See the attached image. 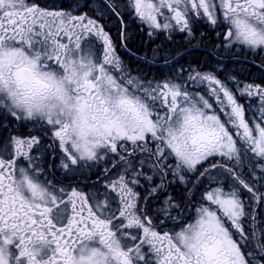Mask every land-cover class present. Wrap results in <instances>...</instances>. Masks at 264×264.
Listing matches in <instances>:
<instances>
[{
  "label": "snow or ice",
  "instance_id": "obj_1",
  "mask_svg": "<svg viewBox=\"0 0 264 264\" xmlns=\"http://www.w3.org/2000/svg\"><path fill=\"white\" fill-rule=\"evenodd\" d=\"M125 7L150 37L211 27L216 68L133 76L97 19L0 0V264H264V78L218 74L264 57V0Z\"/></svg>",
  "mask_w": 264,
  "mask_h": 264
},
{
  "label": "flooded vegetation",
  "instance_id": "obj_2",
  "mask_svg": "<svg viewBox=\"0 0 264 264\" xmlns=\"http://www.w3.org/2000/svg\"><path fill=\"white\" fill-rule=\"evenodd\" d=\"M37 2L49 10L71 11L73 14H87L97 19L112 37L117 55L133 76L160 80L162 77L174 75L171 70L173 67L178 68L182 65L187 69L189 64L198 66L202 71H213L216 68L215 62L219 59L216 46L219 41L213 29L207 25L199 24L195 27V39L178 32L153 34L150 37L147 25L125 7L127 0H37ZM110 7L116 8L120 18L112 13ZM121 18L123 27L120 23ZM122 32L125 37L123 40ZM188 40H192L191 44ZM87 43L98 56L102 55L99 40L89 38ZM138 44L139 50L136 48ZM261 59L264 57L258 59L246 50H238L235 58L224 59L223 71L218 74L221 79H224L225 74L235 73L242 80L259 82L264 78ZM7 135L8 131L0 129V138H6ZM51 163L52 161H49L51 174L45 178L53 183L60 181L63 185L72 186L80 183V186L87 190L86 186L96 180L97 169L85 170L84 175L77 173L66 176L62 170L51 168Z\"/></svg>",
  "mask_w": 264,
  "mask_h": 264
},
{
  "label": "trees",
  "instance_id": "obj_3",
  "mask_svg": "<svg viewBox=\"0 0 264 264\" xmlns=\"http://www.w3.org/2000/svg\"><path fill=\"white\" fill-rule=\"evenodd\" d=\"M139 46H140V44H138L137 47H136L138 50H139V48H140Z\"/></svg>",
  "mask_w": 264,
  "mask_h": 264
},
{
  "label": "rangeland",
  "instance_id": "obj_4",
  "mask_svg": "<svg viewBox=\"0 0 264 264\" xmlns=\"http://www.w3.org/2000/svg\"><path fill=\"white\" fill-rule=\"evenodd\" d=\"M98 56V55H97ZM178 230V229H177Z\"/></svg>",
  "mask_w": 264,
  "mask_h": 264
},
{
  "label": "bare ground",
  "instance_id": "obj_5",
  "mask_svg": "<svg viewBox=\"0 0 264 264\" xmlns=\"http://www.w3.org/2000/svg\"><path fill=\"white\" fill-rule=\"evenodd\" d=\"M254 78V77H253Z\"/></svg>",
  "mask_w": 264,
  "mask_h": 264
}]
</instances>
